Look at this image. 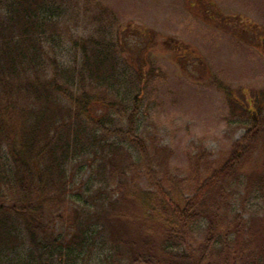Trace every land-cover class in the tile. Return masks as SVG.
I'll return each mask as SVG.
<instances>
[{
	"label": "trees",
	"instance_id": "1",
	"mask_svg": "<svg viewBox=\"0 0 264 264\" xmlns=\"http://www.w3.org/2000/svg\"><path fill=\"white\" fill-rule=\"evenodd\" d=\"M128 29L101 0H0V264H264V88L213 79L241 135L174 175L141 112L153 38ZM77 168L100 180L82 197Z\"/></svg>",
	"mask_w": 264,
	"mask_h": 264
},
{
	"label": "rangeland",
	"instance_id": "2",
	"mask_svg": "<svg viewBox=\"0 0 264 264\" xmlns=\"http://www.w3.org/2000/svg\"><path fill=\"white\" fill-rule=\"evenodd\" d=\"M183 1L101 0L121 26L153 38L149 50L161 75L148 85L141 112L148 115L146 132L156 133L172 150L174 175L185 172L186 154L193 146L218 155L241 135L227 131L226 108L211 87L213 79L233 89L264 88V54L242 33L254 27L264 31V0H212L207 15L205 5L189 11ZM72 171L74 190L81 197L89 178L100 182L96 172ZM137 184L142 186V180ZM249 216H264V205L248 204L244 217Z\"/></svg>",
	"mask_w": 264,
	"mask_h": 264
}]
</instances>
